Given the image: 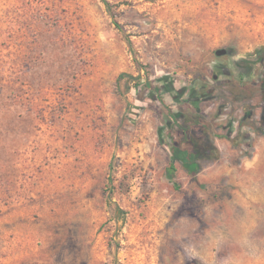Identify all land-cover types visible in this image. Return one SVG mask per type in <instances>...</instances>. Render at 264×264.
<instances>
[{
	"label": "rangeland",
	"instance_id": "374dc122",
	"mask_svg": "<svg viewBox=\"0 0 264 264\" xmlns=\"http://www.w3.org/2000/svg\"><path fill=\"white\" fill-rule=\"evenodd\" d=\"M261 87L264 0H0V264H264Z\"/></svg>",
	"mask_w": 264,
	"mask_h": 264
},
{
	"label": "trees",
	"instance_id": "16d2710c",
	"mask_svg": "<svg viewBox=\"0 0 264 264\" xmlns=\"http://www.w3.org/2000/svg\"><path fill=\"white\" fill-rule=\"evenodd\" d=\"M105 5L108 6V4L106 3ZM261 94H262V129L264 132V88L263 87H261ZM189 151H190L189 147H187L186 150L180 149L179 147L176 146L172 148V155L170 158L169 166L167 168V174L169 179L171 180L174 179V175L176 171L174 163L176 160H180L182 162L185 170L189 174L194 175L197 172L198 167L195 161L197 156H187Z\"/></svg>",
	"mask_w": 264,
	"mask_h": 264
},
{
	"label": "flooded vegetation",
	"instance_id": "af4514ba",
	"mask_svg": "<svg viewBox=\"0 0 264 264\" xmlns=\"http://www.w3.org/2000/svg\"><path fill=\"white\" fill-rule=\"evenodd\" d=\"M245 69H241V71L239 73H243V74H246L245 70H246V67L244 66Z\"/></svg>",
	"mask_w": 264,
	"mask_h": 264
},
{
	"label": "water",
	"instance_id": "95a60500",
	"mask_svg": "<svg viewBox=\"0 0 264 264\" xmlns=\"http://www.w3.org/2000/svg\"><path fill=\"white\" fill-rule=\"evenodd\" d=\"M218 53V52H217Z\"/></svg>",
	"mask_w": 264,
	"mask_h": 264
}]
</instances>
